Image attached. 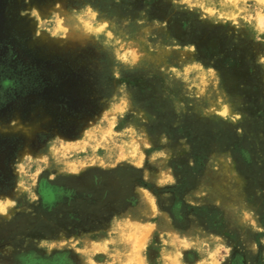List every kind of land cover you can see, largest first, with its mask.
Here are the masks:
<instances>
[{
  "label": "rangeland",
  "instance_id": "374dc122",
  "mask_svg": "<svg viewBox=\"0 0 264 264\" xmlns=\"http://www.w3.org/2000/svg\"><path fill=\"white\" fill-rule=\"evenodd\" d=\"M0 264H264V0H0Z\"/></svg>",
  "mask_w": 264,
  "mask_h": 264
}]
</instances>
